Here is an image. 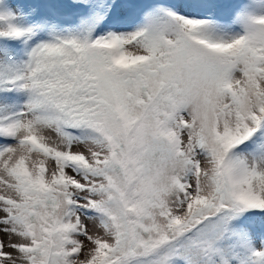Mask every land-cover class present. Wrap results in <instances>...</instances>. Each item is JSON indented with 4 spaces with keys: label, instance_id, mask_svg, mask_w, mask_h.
Instances as JSON below:
<instances>
[{
    "label": "snow or ice",
    "instance_id": "obj_1",
    "mask_svg": "<svg viewBox=\"0 0 264 264\" xmlns=\"http://www.w3.org/2000/svg\"><path fill=\"white\" fill-rule=\"evenodd\" d=\"M0 264H264V0H0Z\"/></svg>",
    "mask_w": 264,
    "mask_h": 264
}]
</instances>
